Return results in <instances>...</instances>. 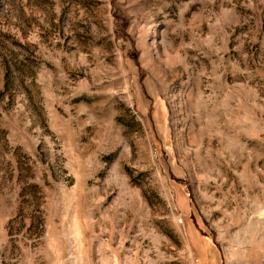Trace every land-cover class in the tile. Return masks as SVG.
<instances>
[{
  "label": "rangeland",
  "instance_id": "obj_1",
  "mask_svg": "<svg viewBox=\"0 0 264 264\" xmlns=\"http://www.w3.org/2000/svg\"><path fill=\"white\" fill-rule=\"evenodd\" d=\"M0 264H264V0H0Z\"/></svg>",
  "mask_w": 264,
  "mask_h": 264
},
{
  "label": "crops",
  "instance_id": "obj_2",
  "mask_svg": "<svg viewBox=\"0 0 264 264\" xmlns=\"http://www.w3.org/2000/svg\"><path fill=\"white\" fill-rule=\"evenodd\" d=\"M196 263V262H195Z\"/></svg>",
  "mask_w": 264,
  "mask_h": 264
}]
</instances>
